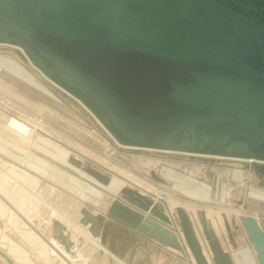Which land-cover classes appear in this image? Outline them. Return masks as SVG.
I'll return each mask as SVG.
<instances>
[{"label":"water","instance_id":"obj_1","mask_svg":"<svg viewBox=\"0 0 264 264\" xmlns=\"http://www.w3.org/2000/svg\"><path fill=\"white\" fill-rule=\"evenodd\" d=\"M9 39L122 145L264 160V0H0V41ZM108 212L197 264H235L203 219L207 257L183 207L172 214L123 188ZM241 222L264 264V218Z\"/></svg>","mask_w":264,"mask_h":264},{"label":"crops","instance_id":"obj_2","mask_svg":"<svg viewBox=\"0 0 264 264\" xmlns=\"http://www.w3.org/2000/svg\"><path fill=\"white\" fill-rule=\"evenodd\" d=\"M11 67L17 73L8 70L18 79L35 87L41 94L59 101L49 87L38 80H36L38 83L29 80L23 74L24 68ZM5 127L22 139L32 140V135L36 134L35 131L32 135L22 137L9 129L6 121ZM33 144L35 146L28 151L14 139L0 135V197L8 198V202L0 198V250L9 258L0 254L2 263L197 264L188 249L185 252L177 250L109 215L108 210L112 202L121 195L123 188H127L118 177L122 176L121 174L112 175L108 172H112L111 169L105 168L104 171L90 166L74 148L62 142L41 136ZM4 170L17 177L22 186H17L5 178ZM213 172L220 177L218 180L214 179L215 176L213 179L210 175L199 176L177 167L169 166L160 172L152 170L150 186L153 192L145 195L160 203L166 212L179 206L185 208L194 225L200 228L202 220H208L221 240L217 231L220 229L219 225L214 226L207 212L197 204L209 202L219 190L223 194L226 193L232 179L244 182V176L239 172L236 174L227 165L218 167V170ZM100 176H105L108 180L104 181ZM161 185L172 191L171 195L167 196L169 197L167 201L157 199V189ZM45 186L56 191L51 196L54 200L49 202L56 206L57 210L67 212L81 227L80 231H70L72 240L69 239L73 246H66L56 238V228L52 223L55 217L46 215L48 208L38 202L32 194L33 191L43 194ZM228 194L226 193L227 199ZM9 200L14 207L9 205ZM101 215L104 218L99 221L97 216ZM36 228L45 236L39 232L40 236L37 235L34 231ZM10 229L12 233L9 232ZM229 237L231 241V233ZM232 244L237 246L238 243ZM225 248L230 250L229 247ZM245 251L249 249L241 248L234 253L229 251L235 264H251L245 258L248 255Z\"/></svg>","mask_w":264,"mask_h":264},{"label":"rangeland","instance_id":"obj_3","mask_svg":"<svg viewBox=\"0 0 264 264\" xmlns=\"http://www.w3.org/2000/svg\"><path fill=\"white\" fill-rule=\"evenodd\" d=\"M11 66L24 68L23 74L29 80L36 83L40 81L49 87L59 98V101L41 94L35 87L18 79L10 71L17 73ZM0 93V135L14 139L28 151L32 150L35 146L33 143L37 142L41 136L67 144L74 148L76 153L90 166L101 170L111 169L112 172H108L112 175L121 174L123 177H118L123 180L124 187L138 189L144 194L153 192L150 186L151 171L160 172L161 169L169 166L181 168L187 173H195L199 176L210 175L212 179L215 176V180L220 178L213 172V170H218V167L227 165L236 174L241 173L244 176V182H238L236 179L231 180L226 191L229 193L228 199L226 193L223 194L219 190L212 200L203 204L198 203L197 206L207 212L214 226L219 225L218 228L220 229L217 231L224 248L229 247L231 253L241 248H247L251 252L245 251L248 252L245 257L246 260L251 264L253 262V264L255 262L258 264L252 242L241 222L243 215H253L260 221L264 218V175L256 172L254 164L257 161L218 159L201 155H188L177 151L120 146L75 97L45 79L32 66L24 53L15 46L0 44ZM7 97L12 100H8ZM9 116L23 119L30 128H34L33 124L35 123L39 126L34 128L36 134L32 135V140L22 139L5 127V121ZM143 157L149 158L148 161L152 162L153 165L144 160ZM162 190L172 192L167 186L161 185L158 186L157 193L159 194ZM43 191V194L41 192L40 194L46 200L49 199L48 202L54 200V197L51 196L56 191L50 190L48 186H45ZM109 196L111 197V195ZM168 199L169 197H165L166 201ZM2 200L6 202L8 198ZM9 205L13 206L11 200H9ZM169 210L170 212L173 211L172 209ZM49 211L47 209L45 213L50 216ZM34 231L37 235H39L38 232L42 233L39 228ZM9 232L12 233V229ZM229 233H231V241ZM42 241L44 242V240ZM233 242H237V246H233ZM0 264H4L1 259Z\"/></svg>","mask_w":264,"mask_h":264},{"label":"bare ground","instance_id":"obj_4","mask_svg":"<svg viewBox=\"0 0 264 264\" xmlns=\"http://www.w3.org/2000/svg\"><path fill=\"white\" fill-rule=\"evenodd\" d=\"M9 22H12V17L9 18ZM14 22V21H13ZM0 44H4V45H9V46H15L17 48H19L23 53L24 55L26 56V58L29 60V62L32 64V66L34 68H36L43 77H45V79H47L48 81L54 83L56 86H58L60 89H62L63 91H65L66 93L72 95L71 93H69L67 90H65L64 88H62L61 86H59L57 83H55L49 76H48V73L45 69L35 65L34 61H35V58L30 54V52L28 51V49L26 48V46H24L23 44L19 43L17 40H6L5 42H2L0 41ZM73 96V95H72ZM75 97V96H73ZM76 98V97H75ZM81 104L82 106H84L93 116L94 114L92 113V111L86 107L78 98H76ZM94 118L99 122V124L109 133V135L120 145V146H123V147H127V148H146V149H159V150H163V151H177V152H181V153H184V154H188V155H201V156H207V157H212V158H218V159H230V160H237V161H247V162H251V161H257L259 162L260 164H264V160H253V159H245V158H240V157H234V156H215V155H204V154H196V153H191V152H187V151H181V150H174V149H169V148H151V147H136V146H127V145H122L118 142V140L116 138L113 137V135L111 134V132H109V130L100 122V120L94 116ZM6 125L9 129L15 131L16 133H18L20 136L22 137H27L28 135H32L35 133V130L34 128H38L39 126L35 123L33 124L34 125V128H30V126L24 122L22 119L20 118H17V117H11L9 116L6 120ZM144 160L148 161L149 158L147 157H143ZM150 162V161H148ZM152 164V162H150ZM149 163V164H150ZM154 163V161H153ZM153 165V164H152ZM188 166H190L189 164H187ZM186 165V166H187ZM192 167V166H191ZM190 168V167H189ZM192 170V169H191ZM5 178L11 180L12 182H14L15 185L17 186H22V183L18 180L17 177H15L13 174H11L9 171H5ZM53 191V190H52ZM262 192V191H260ZM52 193V192H51ZM263 193V192H262ZM34 198L38 201V202H41L45 207H47L50 211V217H55L52 219V223L54 220H57L59 221L61 224L64 225L65 227V234L69 236V238L71 239V236H72V232H75V231H80L81 230V227L75 223V221L72 219V217H70V215L65 212V211H60V210H57L50 202H48V200L45 199V197H43L40 192H36V191H33L32 192ZM162 195H164V197H167L170 193L167 192V191H162L161 193ZM86 210V209H85ZM176 210V209H175ZM175 210H173L172 214L175 213ZM106 215V214H105ZM208 221V220H207ZM208 224L210 226H212L209 222ZM173 226V225H172ZM213 227V226H212ZM196 230H197V233L199 235V238L203 244V248H204V251H205V254L207 255V257L209 258V253L207 251V248L205 247V242L203 240V237H202V231H201V228L199 226H195ZM214 228V227H213ZM72 231V232H70ZM216 231V230H215ZM217 233V232H216ZM218 235V234H217ZM57 238V237H56ZM54 238L56 241L57 239ZM72 240V239H71ZM58 242V241H57ZM73 246V245H72ZM70 247V246H69ZM71 248V247H70ZM70 251V250H69ZM67 252V251H66ZM248 254V253H247ZM193 257V256H192ZM257 261V260H256ZM256 264V262H255Z\"/></svg>","mask_w":264,"mask_h":264},{"label":"built area","instance_id":"obj_5","mask_svg":"<svg viewBox=\"0 0 264 264\" xmlns=\"http://www.w3.org/2000/svg\"><path fill=\"white\" fill-rule=\"evenodd\" d=\"M162 191H163V190H162ZM162 191H161V192L158 194V196H157V199H158L159 201H164V200H165L164 195L161 194Z\"/></svg>","mask_w":264,"mask_h":264}]
</instances>
